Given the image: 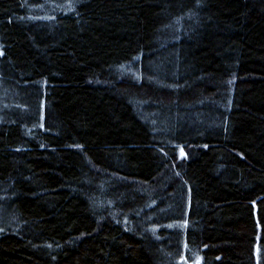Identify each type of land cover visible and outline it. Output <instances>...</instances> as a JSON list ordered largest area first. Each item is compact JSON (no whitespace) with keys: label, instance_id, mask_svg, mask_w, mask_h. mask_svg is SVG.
Returning a JSON list of instances; mask_svg holds the SVG:
<instances>
[{"label":"trees","instance_id":"obj_1","mask_svg":"<svg viewBox=\"0 0 264 264\" xmlns=\"http://www.w3.org/2000/svg\"><path fill=\"white\" fill-rule=\"evenodd\" d=\"M0 44V264H264V0H0Z\"/></svg>","mask_w":264,"mask_h":264},{"label":"rangeland","instance_id":"obj_2","mask_svg":"<svg viewBox=\"0 0 264 264\" xmlns=\"http://www.w3.org/2000/svg\"><path fill=\"white\" fill-rule=\"evenodd\" d=\"M1 56L2 47L0 44V124L8 119L9 116L28 113L32 103L29 99L31 96L26 95L25 92L17 88V85L14 87V85L9 82L8 77L5 76L6 69L1 60ZM43 107V101H39L35 105L34 110L38 118L42 117ZM179 260L185 261L183 257H180ZM183 264H198V260H188L183 262Z\"/></svg>","mask_w":264,"mask_h":264}]
</instances>
